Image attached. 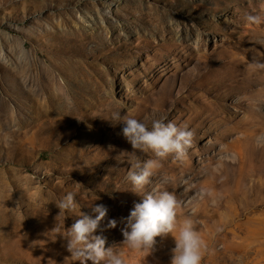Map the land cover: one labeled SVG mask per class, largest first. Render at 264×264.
Masks as SVG:
<instances>
[{
    "label": "rangeland",
    "instance_id": "1",
    "mask_svg": "<svg viewBox=\"0 0 264 264\" xmlns=\"http://www.w3.org/2000/svg\"><path fill=\"white\" fill-rule=\"evenodd\" d=\"M249 14L264 16V0H0V264H73L66 233L53 231L69 192L77 211L58 223L103 204L96 234L123 241L120 220L142 196L127 153L117 159L133 151L117 113L194 132L186 158L163 159L144 194L176 195L178 221L191 218L207 246L202 264H264V70L252 66L264 62V24ZM163 20L186 45L162 43ZM101 27L130 44L91 53L86 35ZM173 247L169 236L151 255H124L170 264Z\"/></svg>",
    "mask_w": 264,
    "mask_h": 264
},
{
    "label": "clouds",
    "instance_id": "2",
    "mask_svg": "<svg viewBox=\"0 0 264 264\" xmlns=\"http://www.w3.org/2000/svg\"><path fill=\"white\" fill-rule=\"evenodd\" d=\"M245 19L249 24H264V16L260 14H249ZM252 66L258 71L264 70V62L254 60ZM112 119L123 124L122 135L132 146L133 151H123L117 159L127 153L131 168L128 173L131 190L142 196V202L135 203L130 214L121 218L124 239L111 247L106 246L104 236L96 234L108 215L106 206L98 204L93 207V212L97 214L95 218L80 211L77 214L80 218L66 229L58 220L65 217L66 213L77 211L75 196L69 192L62 200L55 202L59 214L53 231L60 232L63 229L66 233L61 235L70 253L65 259H70L73 264H127L124 250L151 255L156 250L157 238L171 236L174 247L171 249L170 264H202V253L207 246L191 218L178 221L177 208L180 202L176 195L168 190L144 194L145 187L162 166L160 162L163 159L169 155L179 161L186 158L193 144L194 132L173 122H165L164 119H153L150 127L128 115L121 117L117 113ZM257 142L264 143V135L257 137ZM138 151L151 152L155 158L141 161L136 155ZM160 182L167 183V177H162ZM197 195L202 197L211 193L201 189ZM117 223L115 219L109 220L107 227L116 228Z\"/></svg>",
    "mask_w": 264,
    "mask_h": 264
},
{
    "label": "bare ground",
    "instance_id": "3",
    "mask_svg": "<svg viewBox=\"0 0 264 264\" xmlns=\"http://www.w3.org/2000/svg\"><path fill=\"white\" fill-rule=\"evenodd\" d=\"M108 21L110 22V19H108ZM165 20H163L162 22V28L165 30V32L168 33V36L162 41V43H168V42H173L174 40H176V43L178 45H186V43H184V40H180V37L177 38V32L175 33L171 28H167L165 27ZM160 25V26H161ZM188 37V36H187ZM153 38V34L150 36H146V40H150ZM119 39V40H118ZM141 39V37L139 38ZM88 42H93L95 45L91 48V53H96L98 51L100 52H106L107 49H111V48H117L119 46H123L124 43H128L129 39H125L123 38V36L121 35V33L119 32L116 37L114 36H108V29L107 27H101V31H93L90 32L86 35L85 38V43ZM124 42V43H123ZM203 41H200L199 43H202ZM189 43V41H188ZM190 44V43H189ZM200 48L203 47L202 44H200L199 46ZM3 100V98L1 97V101Z\"/></svg>",
    "mask_w": 264,
    "mask_h": 264
}]
</instances>
